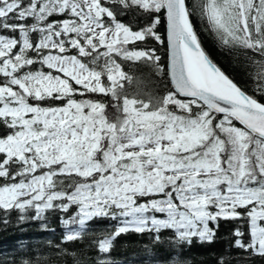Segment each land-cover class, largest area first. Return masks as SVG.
<instances>
[{
	"label": "snow or ice",
	"instance_id": "1",
	"mask_svg": "<svg viewBox=\"0 0 264 264\" xmlns=\"http://www.w3.org/2000/svg\"><path fill=\"white\" fill-rule=\"evenodd\" d=\"M200 7L225 44L264 55V0ZM128 13L145 24L118 18ZM162 17L174 91L155 104L121 96L130 77L116 58L159 67L155 49L128 45L163 44ZM191 17L188 0H0V210L39 218L60 200L64 211L79 207L66 224L130 217L115 236L163 228L188 242L211 240L210 222L245 220L250 238L237 228L236 245L264 255V102L211 61ZM88 94L110 95L120 115L109 120V105ZM214 114H223L215 124Z\"/></svg>",
	"mask_w": 264,
	"mask_h": 264
},
{
	"label": "trees",
	"instance_id": "2",
	"mask_svg": "<svg viewBox=\"0 0 264 264\" xmlns=\"http://www.w3.org/2000/svg\"><path fill=\"white\" fill-rule=\"evenodd\" d=\"M188 3L192 9L191 19L200 44L208 56L242 90L264 102V95L258 91L264 77V55L239 44H225L209 21L201 15L200 6L203 0H188ZM54 18L64 17L57 14ZM118 18L125 23L139 26L146 22L145 17L133 13L122 14ZM157 31L164 40L163 44L147 38L128 47L155 49L156 55L161 58L159 67L143 60L116 58L117 63L130 77L121 82V96L155 104L169 91H174L169 76V50L166 21L163 17ZM86 98L98 99L109 105L106 109L109 120L120 115L113 107L116 101L110 95L88 94ZM214 115L217 116L215 124L222 116ZM233 123L241 127L237 121ZM7 131L8 129L0 125V134ZM221 136L223 138V134ZM58 179L63 180L67 186L73 179L78 178ZM64 202L54 201L55 206L45 210L39 218L33 208L23 212L19 209L8 212L0 210V264H264V255L238 247L235 243L238 239L234 235L237 228L245 233L240 239L247 242L250 238L249 225L245 220L219 219L217 222H210L209 227L214 231L211 240L193 237L190 242L182 241L175 229L163 228L159 232L130 230L115 236V230L122 226L127 217L97 216L82 226L79 223L66 224L65 221L77 217L79 207L72 205L64 211L59 207ZM148 227L152 226L149 224ZM70 231L79 232V237L66 240L65 236ZM110 235L113 236L110 250L100 251L98 242Z\"/></svg>",
	"mask_w": 264,
	"mask_h": 264
},
{
	"label": "rangeland",
	"instance_id": "3",
	"mask_svg": "<svg viewBox=\"0 0 264 264\" xmlns=\"http://www.w3.org/2000/svg\"><path fill=\"white\" fill-rule=\"evenodd\" d=\"M153 214H158L156 212H152ZM151 213H149L148 215H150ZM157 216V218L159 219H167V214L166 213H159V215H155ZM125 218V217H124ZM127 219H130V217H127ZM262 225H264V221L260 222Z\"/></svg>",
	"mask_w": 264,
	"mask_h": 264
},
{
	"label": "water",
	"instance_id": "4",
	"mask_svg": "<svg viewBox=\"0 0 264 264\" xmlns=\"http://www.w3.org/2000/svg\"><path fill=\"white\" fill-rule=\"evenodd\" d=\"M202 47V46H201ZM203 48V47H202ZM169 50V47H168ZM204 50V49H203ZM205 51V50H204ZM206 53V51H205ZM207 54V53H206ZM208 55V54H207ZM209 57V56H208ZM210 58V57H209ZM211 59V58H210ZM211 61L224 73V71L211 59ZM225 74V73H224ZM226 75V74H225ZM169 76H170V51H169ZM229 77V76H228ZM230 78V77H229ZM171 79V76H170ZM231 79V78H230ZM232 80V79H231ZM233 81V80H232ZM235 83V82H234ZM173 84V83H172ZM174 86V85H173ZM238 86V85H237ZM239 87V86H238ZM183 98V97H182ZM223 115V114H220ZM239 122V121H238Z\"/></svg>",
	"mask_w": 264,
	"mask_h": 264
},
{
	"label": "bare ground",
	"instance_id": "5",
	"mask_svg": "<svg viewBox=\"0 0 264 264\" xmlns=\"http://www.w3.org/2000/svg\"><path fill=\"white\" fill-rule=\"evenodd\" d=\"M244 91V90H243Z\"/></svg>",
	"mask_w": 264,
	"mask_h": 264
}]
</instances>
